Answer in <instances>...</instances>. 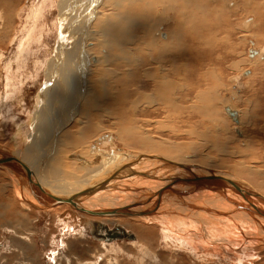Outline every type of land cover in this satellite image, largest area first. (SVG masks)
Returning <instances> with one entry per match:
<instances>
[{"label": "bare ground", "instance_id": "1", "mask_svg": "<svg viewBox=\"0 0 264 264\" xmlns=\"http://www.w3.org/2000/svg\"><path fill=\"white\" fill-rule=\"evenodd\" d=\"M89 1L95 4L98 0H86V3ZM217 1L221 4L224 3V0H103L100 10H98L102 13L98 14L97 12L98 16L90 17V14L79 9H75L73 12L68 9L64 10L63 12H66H62L57 18L62 39L58 49L55 47L50 56L51 62L45 66V79L41 82L40 87L42 88L38 98V116L32 125V129L37 128L38 134L41 133L42 141L39 145L35 140L37 134L36 136L31 135L28 141L29 148L27 149L25 146L21 148H25L24 157L29 163L33 158H35V163L39 162L37 170H35V173L38 174H33V176L49 193L55 196L70 197L93 185L101 186L92 193L77 195L76 199L81 207L90 211H104L105 214L92 215L71 207L73 211L65 210L59 214V219L63 221L77 218L82 233L85 232L84 236H88V232L92 231V222L98 221L109 229L120 226L127 233H131L134 236L133 239L126 240H133L132 245L138 246L139 240L143 239L147 244L148 241H152V235L155 233L152 231H155V227L145 229L138 226L137 229L140 233L144 231L147 235L137 238L134 233L127 230L130 228L129 222L123 226L117 222L118 220H115L116 218H128L140 221L141 225L152 223L159 225L160 239L164 243L185 249L192 255H197L200 250L203 257L209 256L211 259L217 252L211 248L229 247L233 252L234 249L242 247L241 254L244 257L238 256L236 264H252L257 260L256 254H248L250 252L246 248L253 251L254 245L258 243V246L264 243V217L258 213L248 217L244 210L231 203L229 197L238 198L235 199L239 204L248 203L238 195L227 192L228 196L226 191L216 194L206 188L196 189L193 186L196 182H187V179H190L192 174L200 177L221 173L229 174L240 180L245 187L252 188L263 200L264 189H258V187L255 189L243 181L241 177L244 171L235 172L208 168L201 163L200 159H185L186 161H184L178 155L171 156L174 152L164 146L165 139L152 138L154 135L161 134L160 131L170 130L168 129L169 124L181 121L184 115L185 97L181 93L183 89L180 83L184 81V78L190 84L191 89L195 91L194 87L206 83L200 79V76L212 77L210 74H200V70H209L210 68L206 66L212 64L211 53L204 52V46L216 45L215 38H213L216 36L214 35L216 28L220 31L223 30L224 39L228 40L230 36L225 32L229 31L225 24L228 19L227 12L224 11L226 7L222 6L218 11L215 8ZM240 1L242 4H246V0ZM155 3L162 7L159 12L154 7ZM5 4H8L7 8ZM59 4L67 7L68 4L74 5V2L73 0H60ZM11 6V0H0L1 11L3 8L10 11L12 10ZM104 14H106L105 17ZM218 14L223 21H217L216 15ZM10 18L7 16L6 19L9 21ZM161 24L168 31L167 33L163 30L167 35H159L161 30L156 31ZM66 29H68L67 32ZM216 31L218 32V30ZM89 39L92 40L91 45L94 43L92 50L86 48ZM182 44L185 46L184 49ZM88 47L90 48V46ZM100 49H105L106 52L97 59L98 56H93V54L99 55ZM89 52L93 54L91 55ZM249 55H254L249 62L251 64L259 61L256 59H264V54L253 46L249 49ZM86 57H95V62L98 64L88 66ZM19 58H21L20 55ZM55 58H59V62L60 58L65 61L61 70L58 63L54 61ZM201 59L211 61H209L210 63L202 62ZM18 60L20 61V59ZM190 66H193V69H188ZM91 67L94 68L88 70ZM168 69L173 70V75L170 78L168 76L170 74L167 75L164 72ZM244 71L247 70L242 68L239 73L242 74ZM250 75L249 73L248 76ZM11 78L4 80V94L2 95V92L0 94V103L7 104L10 99L6 90ZM60 80L64 85L63 88ZM59 84L61 87L60 102L54 104V102L51 103L55 98L52 87L57 88ZM221 84L223 87L225 86L223 82ZM69 85H76L77 88L71 89ZM119 85H133L135 87L134 94L130 96V91L119 89ZM145 85H150V90H152L147 92L138 88ZM222 90L203 85L202 91L200 90L195 95L193 92L195 103L192 105L195 104V107L192 108L196 109L190 111H194L213 124L216 114L214 96ZM15 98L17 97L15 96ZM64 99L66 100L64 101ZM87 101L88 104L96 107L95 113L98 115V112L103 111V108L106 109L104 110L106 113H104L107 117H105L114 120L116 133L127 147L126 149L117 148L108 137L101 136V132L106 129L100 126L101 121V123L97 122L99 117L95 113H91L90 109L85 108ZM222 105L221 111L223 110L228 118L230 117L225 112L226 108L236 112L237 121L233 122L239 126V112L228 102ZM122 112L124 115H121ZM142 116L148 121L138 118ZM161 117L160 121H152V119ZM74 123L81 124V128L75 127L77 130H73ZM61 128H63V134L61 133L58 137ZM193 131L191 130L189 134H195ZM168 132L175 134V130ZM20 134V132L14 134L15 139L20 138ZM236 134L239 137L243 136L239 128H237ZM53 136L54 140H52ZM159 137L161 136L159 135ZM163 142L165 143L162 145ZM94 145L97 146V149L93 147ZM40 147L42 148L40 149ZM116 148L118 150H114ZM0 150L14 152V150L2 146H0ZM34 150L37 151V154L30 156L29 151ZM13 154L28 170L32 169L27 161L25 163L22 161L20 155L16 152ZM63 154H65L64 157ZM70 156L75 158L68 160L67 157ZM191 161H195L198 165H192ZM163 162L193 166V169L187 173L175 169L176 166L167 167ZM0 170L6 175L7 173L4 171L9 173L10 185L15 190H21V194L16 195L24 205H21L23 210H33L29 207L37 210L50 209L55 205L64 204L41 206L40 199L30 194L28 183L22 186L16 173L4 166H0ZM180 178L184 183L178 182ZM227 204L228 206H226ZM121 210L127 213L120 212ZM117 211L118 214H107L108 212L117 213ZM78 212L83 214H77ZM178 228L182 230L178 231ZM218 228L224 235L220 237L221 239L217 238L219 236ZM231 230L234 232L227 234ZM244 235H246L245 238ZM223 237L228 243L225 244L222 241L225 240ZM91 239L98 241L100 247L110 243L97 240L92 236ZM219 240L222 243L218 244ZM133 248L137 250L138 247ZM151 249L153 248L151 247ZM140 250L145 251L146 248ZM149 250L148 252H150Z\"/></svg>", "mask_w": 264, "mask_h": 264}, {"label": "rangeland", "instance_id": "2", "mask_svg": "<svg viewBox=\"0 0 264 264\" xmlns=\"http://www.w3.org/2000/svg\"><path fill=\"white\" fill-rule=\"evenodd\" d=\"M11 1L12 10L6 11L8 4H5L6 8H3L2 11L0 10V94L1 92L2 95L4 94V80L12 77L9 79V87L6 90L10 99L7 101V104L0 103V146L14 150L25 163L27 161L24 157L25 148L21 147L25 146L27 149L29 148L28 141L31 135L36 136L37 134L35 140L38 141L39 145L42 141L41 133L38 134L37 128L32 129V125L36 122L38 116V98L42 88L40 87L41 82L45 79V66L51 62L50 56L55 47L58 49V45L62 39L61 28L58 25L57 18L64 10L67 11L68 9L72 10V12L75 9H79L82 12L90 14V17L98 16V14L102 13L98 10H100L103 0H98L95 4H92L90 1L86 3V0H78L80 3L77 0H73L74 5L68 4L67 7L59 4L60 0ZM222 6L226 7L224 11L227 12L228 16L225 24L229 31L225 32L229 33L230 36L226 40V38H223L225 36L224 32H222L223 30L214 29V35L216 36L213 37L211 35L210 37L211 39L212 37L215 38L216 45H206L208 48L204 46V52L211 53L212 64L206 66L210 68L209 70H200V74H210L212 77L200 76V79H203L207 84H199L196 86L198 89L196 87L193 88L195 91L191 89L190 84L184 78V81L180 83L183 89L181 93L185 97L183 103L184 115L181 121H179L180 123L178 121L173 122L168 127L170 129L168 131L175 130V134L163 130L159 134L161 137L157 134L152 138H156V140L158 138L165 139L166 143L163 142L162 145L165 143L164 146L170 149L171 152H174L171 156L178 155L184 161L200 159L201 163L208 168L213 167L235 172L244 171L241 177L243 181L255 189L257 187L258 189H264V59H256L257 61L259 60L256 62L257 64H251L249 62L252 59L248 57L249 49L252 46L264 54V0H246V4H242L240 0H224L223 4L218 1L215 4V8L218 11L221 10ZM154 7L158 12L162 9L157 3L154 4ZM7 16L11 17L9 21L6 19ZM103 16L105 17L106 14ZM216 19L217 21H223L219 14L216 15ZM165 20L167 21L168 17ZM164 27L161 24L158 27L159 30H156H161L159 35L165 34L163 30L168 33ZM216 30L221 33H218ZM67 31L68 29H66ZM91 43L92 40L89 39L86 46L89 50H92L94 46V43L93 45ZM183 44L182 47L184 49L185 46ZM105 52V49H100L99 55L92 52L89 53L93 54V56H98V59ZM19 55L21 58H19ZM87 59L88 66L98 64L95 62V57H86V61ZM93 59L94 61H92ZM201 60L202 62L211 61L207 59ZM54 61L58 63L61 70L65 61L62 58H60V62L59 58H55ZM21 68L25 69L21 70ZM93 68H88V70H92ZM242 68L249 70L251 75L246 76L244 74V76L240 74L239 71ZM188 69H193V66L188 67ZM172 71V69H168L164 72L167 75L169 73L170 75L168 76L170 78L173 75ZM73 74L75 75L74 72ZM57 76L59 77V74ZM221 82L225 85L224 87ZM203 85H209L212 89L213 87L218 90L223 89L214 96L216 114L213 118V124L209 123L206 118L197 115L194 111L191 112L196 109L192 108L195 107V104L192 105L195 103L193 92L195 95L200 90L202 91ZM63 86L62 83V88ZM69 86H71V89L77 88L76 85V87L74 85ZM118 88L127 89L131 93L130 96L134 94L133 90L135 87L133 85H119ZM138 88L149 92L150 85ZM60 89V84L57 88L52 87V93H54L55 98L51 103L57 104L60 102ZM227 102L239 112V126L228 118L223 110L221 111L222 104H226ZM86 104L85 108L90 109L91 113H95L96 107L88 104V101ZM104 110L106 109L103 108V111L98 112L100 116L95 113L99 117L97 122L101 121L100 126L106 129L105 133L101 132V136L108 137L110 142L115 144L117 148L126 149L127 147L116 133L114 120L106 118L107 115ZM121 115H124V113L122 112ZM138 118L142 120L147 119L143 116ZM155 120L160 121L162 117L152 119V121ZM73 126V130H77L75 127L81 128V124L77 125L74 123ZM55 127L57 128V125ZM237 128L242 131V137L236 134ZM191 130H194L193 133L195 134H189ZM18 132L21 133V136L18 135L20 138L15 139L14 134ZM62 132L63 128L59 130L58 137ZM54 136L52 140H54ZM253 143L258 146V149L248 148L249 144L252 145ZM93 147L97 149V146L94 145ZM117 148L114 150H118ZM29 154L30 156H35L37 151H29ZM65 154H63V157ZM67 158L70 160L75 157L70 156ZM34 159L31 163L28 161L27 163L31 165L32 169H29L30 172L38 174L35 173V170H37L39 162L38 164L35 163ZM191 163L192 165H198L195 161H191ZM4 172L7 175L0 172V264H236L240 256L244 257L241 254L242 247H238L234 249L235 251L231 252L229 247L223 246L217 248L210 247L217 251L212 257L213 260L209 256L203 257L200 250V253L197 255H192L185 249H179L176 246L174 247L173 244L168 245L164 243L160 239L159 225H155V223L141 225L140 221L128 218H116L115 220H118L117 222L123 226L129 222L128 226L131 229L128 228L127 230L134 233L137 238L139 236L143 238L147 235L144 231L140 233L137 229L138 226L145 229L147 227H155V231H152L155 232L152 235V241H148L147 244L146 240H139L138 246H135L131 244L133 240L122 239L106 243L100 247L98 241L91 239L90 232H88V236H84L85 232L82 233V229H80L77 223L79 222L77 218H72L68 221L59 219L60 213L65 210H72L66 204L42 210H37L27 205L33 210H23L22 206L24 205L16 195L21 194V190H15L10 185V175L7 171ZM77 214L83 213L78 212ZM56 215L57 218H55ZM109 224L111 225V223ZM131 225L134 227L132 228ZM181 230V228H178V231ZM232 232L234 230L227 232V234ZM217 234H219L218 239L224 236L219 228ZM206 237L211 239L208 235ZM243 237L245 238L246 235ZM223 239H225L222 240L225 244L228 243L226 242V238L223 237ZM222 241L219 240L217 243H222ZM231 241L230 238V243ZM149 243H151V246ZM257 244L254 245L253 251L252 249H246L250 252L248 254H256L257 260L252 264H264V243L258 246ZM133 247L138 248L136 250ZM141 248H146V250L141 251ZM147 249H150V252Z\"/></svg>", "mask_w": 264, "mask_h": 264}, {"label": "water", "instance_id": "3", "mask_svg": "<svg viewBox=\"0 0 264 264\" xmlns=\"http://www.w3.org/2000/svg\"><path fill=\"white\" fill-rule=\"evenodd\" d=\"M226 114L230 117V119L234 122L237 121V114L235 111H232L228 108L225 109ZM13 151L8 150H0V166H4L10 169L12 172L16 173L21 185L23 186L25 183L30 186V194L37 199H40L41 206L45 205H53L57 203H64L67 204L69 207L86 212L92 215H99L105 214L106 212L102 211H90L83 207H81L77 202V195H85L88 193L94 192L96 189H99L100 185H93L88 189L78 193L76 195L70 197H59L49 193L41 184L36 180L33 174L28 170V168L20 161L18 157L13 154ZM165 166L173 167L176 166L175 169L186 171L190 173L193 169V166H187L183 164H167L163 162ZM190 179H187V182H196L193 186L194 188H206L208 190H212L216 192V194H220V192L226 191L228 193L238 195L243 200L247 201V204H239L236 202L238 198H230L231 203H234L239 209L245 211L250 215H257V213L264 217V200L255 192L252 188L245 187L240 180L236 179L235 177L221 173L219 175H205V176H196L194 174L191 175ZM178 182L184 183L183 179H178ZM98 186V187H97ZM100 186V187H99ZM228 192V193H227ZM33 193V194H32ZM229 196V195H228ZM125 212V211H120ZM119 212H108L107 214H118ZM127 213V212H125ZM90 236L97 240L105 241V242H112L119 239H133V235L131 233H127L124 231L120 226H114L112 229H109L105 224L94 221L92 222V231L90 232Z\"/></svg>", "mask_w": 264, "mask_h": 264}, {"label": "crops", "instance_id": "4", "mask_svg": "<svg viewBox=\"0 0 264 264\" xmlns=\"http://www.w3.org/2000/svg\"><path fill=\"white\" fill-rule=\"evenodd\" d=\"M250 55L248 54V57H249ZM254 56V55H253ZM253 56H250L249 58L250 59H252L253 58ZM256 56V55H255ZM264 72V71H263ZM248 73V74H247ZM243 75L244 74H246L247 76L249 75V72H248V70L247 71H244L243 73H242ZM245 76V75H244ZM241 131V130H240ZM242 132V131H241ZM250 132H251V129H250ZM249 147H252V148H256V149H258V146L257 145H255V143H253L252 145L251 144H249V146H248V148ZM56 206H59V205H55V206H53V207H51V208H54V207H56Z\"/></svg>", "mask_w": 264, "mask_h": 264}]
</instances>
